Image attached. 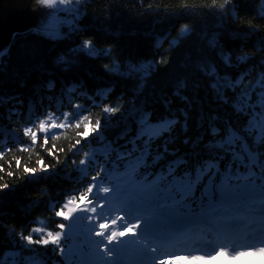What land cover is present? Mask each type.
<instances>
[{
    "label": "trees",
    "instance_id": "1",
    "mask_svg": "<svg viewBox=\"0 0 264 264\" xmlns=\"http://www.w3.org/2000/svg\"><path fill=\"white\" fill-rule=\"evenodd\" d=\"M263 1L83 0L80 16L72 29L63 26L62 37L52 38L32 26L16 32L0 57V150L13 147V154L29 165L40 153L55 166L8 177L10 187L0 191V264H13L25 254H30L28 264H39V257L48 264L59 259L52 245L28 244L18 231L27 234L33 225L55 229L62 220L55 209L66 195L84 188L90 172L97 170L92 159L85 166L70 165L89 145L95 156L102 143L113 156L128 154L130 165L145 159L138 178L150 183L158 177V187L185 197L181 205L198 214L206 203L203 192H210L213 184L200 180L197 164L216 167L219 178L228 179L237 173L225 169L222 152L231 148L238 168L245 163L247 146L231 147L242 137L230 131L229 124L239 129L246 119L232 107L237 93L228 92L229 102L224 103L210 83L217 76L218 83L227 85L242 73L246 81H255L264 72ZM182 24L188 25L183 31ZM85 38L90 46H85ZM76 102L78 107L73 106ZM105 103L119 110L103 113L100 130L60 163L38 145L25 152L16 147L29 143L20 129L49 111L63 118L69 110L70 120L79 121L86 115L95 117ZM213 125L222 130L221 137L227 135L220 144L210 143L217 139L210 134ZM94 127L91 119L85 125L86 130ZM74 138L69 129L56 143L66 147ZM11 155L0 163L7 166ZM249 183L264 190V170L253 173L251 180L233 181L232 187ZM38 192L44 195L35 196ZM164 212L169 219L167 208ZM82 215L65 221V243ZM70 255L71 246L65 259Z\"/></svg>",
    "mask_w": 264,
    "mask_h": 264
},
{
    "label": "snow or ice",
    "instance_id": "2",
    "mask_svg": "<svg viewBox=\"0 0 264 264\" xmlns=\"http://www.w3.org/2000/svg\"><path fill=\"white\" fill-rule=\"evenodd\" d=\"M51 3L52 0H39L42 6H50ZM187 27V24H182L181 30ZM84 44L86 47L90 46L91 40L85 38ZM212 70L215 73L214 67ZM245 75L247 74L242 73L227 85H224L223 80L218 83L217 76L210 83L224 103L229 102L228 92L237 93L231 99L232 107L239 116L246 118L239 129L232 128L229 124L230 131L242 137L241 140L233 141L231 147L234 148L237 143L247 146L243 157L244 165L238 168L231 160V148L227 153L220 154L226 160L225 169L234 170L237 173L235 177L220 179L216 167H201L197 164L200 180L210 179L213 184L208 195L202 198V202L221 200L215 207L182 222L164 218V209L176 208L184 202L185 197L158 187V177L150 183H144L145 177L138 178V170L147 163L145 159L136 165H130L126 160L128 154L121 155L117 152L113 156L111 150L104 149L102 143L98 156L94 155L92 146L89 145V150L83 151L78 158L73 157L70 163L72 167L85 166L90 159L96 162L98 167L90 172L91 175L82 168L88 175L89 183L80 191L66 195L63 203L55 209L54 214L62 218L55 229H42L33 225L27 234L19 230L18 235L28 244L52 245L54 255L59 258L55 264H112L117 258V248L114 246H120V264H172L176 259H189L193 256L214 260L220 253L239 259L249 249L264 250V197L253 200L243 209L223 202L225 198L230 199L233 181L251 180L253 173L264 170V72L258 73L255 81H246ZM245 84L247 86L243 87ZM48 88L51 89L52 84H49ZM73 106L78 107L79 102ZM118 110L110 103H105L102 105V111L95 117L86 115L79 121L70 120L69 110H66L63 118H57L54 112L49 111L34 124L25 125L20 129L29 143L16 147L20 152H25L32 151V146L38 145L53 157L56 163H60L67 157L68 152L100 130L103 113L111 115ZM90 119L95 127L86 130L85 125ZM69 129L74 130L75 138L68 146L60 147L56 141L67 135ZM16 130L13 126L12 131ZM221 131L215 125L210 128V134L217 138L210 143L220 144L227 139V135L221 137ZM108 144L111 145V142ZM13 151V147H9L7 151L0 150V161L4 160L6 155L12 154L7 166L0 163V191L10 187L8 177H24L55 166L47 162L45 156L40 153H37L35 164L29 165L24 162L22 156L13 154ZM105 172L108 174L104 175ZM34 195L39 197L44 194L38 192ZM78 214H83L82 219L73 226L68 243H65L68 228L65 221L71 222ZM193 227L198 229V235L192 243L211 245L210 253L199 249L187 251L184 248H177L172 252L160 250L161 246L181 244L185 240L184 233ZM33 232H39L41 235L34 236ZM70 246L71 255L65 259V250ZM38 259L39 264H48L46 258ZM29 260L30 254H25L13 264H28Z\"/></svg>",
    "mask_w": 264,
    "mask_h": 264
},
{
    "label": "water",
    "instance_id": "3",
    "mask_svg": "<svg viewBox=\"0 0 264 264\" xmlns=\"http://www.w3.org/2000/svg\"><path fill=\"white\" fill-rule=\"evenodd\" d=\"M65 8L63 0H52L50 6H42L39 0H0V52L5 50L12 36L28 27L54 32L57 27L53 12Z\"/></svg>",
    "mask_w": 264,
    "mask_h": 264
},
{
    "label": "rangeland",
    "instance_id": "4",
    "mask_svg": "<svg viewBox=\"0 0 264 264\" xmlns=\"http://www.w3.org/2000/svg\"><path fill=\"white\" fill-rule=\"evenodd\" d=\"M63 1L65 2V8L60 7V10H58V12H53L54 15L58 16L55 19V24L57 25V27L54 29V32H48L46 29L37 28L35 26H32V27H34L36 29L43 30L47 35H49L52 38H58V37L65 35V32L62 31L60 28V27H62L61 25L65 24V23H68V24L76 23V18H78L81 14V4H82L83 0H63ZM263 6H264V2L262 3V11H264ZM12 39H13V36H12L10 42L12 41ZM4 51H2L0 53V56ZM247 189H250V188L247 187ZM116 248H117V258L115 261H113L112 264H116V261L118 259L119 253H120V246L116 247ZM251 251H252V253L249 255V257L247 259L249 260V263H256L257 261H255V259H251V256L253 255V250H251ZM247 252H249V251H247ZM206 253H208V252H206ZM254 256H252V257H254ZM245 257L246 256H244V255L239 259H234V258L228 257L227 264H233V261H240V260L244 259ZM197 258L198 257H194V258L188 260L187 262H185L183 264H196L197 262H195V259H197ZM211 261H213V260H207V262L204 264H208V262H211ZM225 263H226V258L217 261V264H225ZM261 263H264V262H261ZM172 264H180V263H179L178 259H176L172 262Z\"/></svg>",
    "mask_w": 264,
    "mask_h": 264
},
{
    "label": "clouds",
    "instance_id": "5",
    "mask_svg": "<svg viewBox=\"0 0 264 264\" xmlns=\"http://www.w3.org/2000/svg\"><path fill=\"white\" fill-rule=\"evenodd\" d=\"M244 256H247V253L243 254ZM225 254L224 253H220L216 259H214L211 262H208V264H217V261L225 259ZM255 261H257V264H261V262H264V250H260L259 252H257L254 256ZM236 264H240V261H237Z\"/></svg>",
    "mask_w": 264,
    "mask_h": 264
},
{
    "label": "bare ground",
    "instance_id": "6",
    "mask_svg": "<svg viewBox=\"0 0 264 264\" xmlns=\"http://www.w3.org/2000/svg\"><path fill=\"white\" fill-rule=\"evenodd\" d=\"M3 51H4V50H3ZM1 52H2V51H1ZM1 52H0V53H1Z\"/></svg>",
    "mask_w": 264,
    "mask_h": 264
}]
</instances>
